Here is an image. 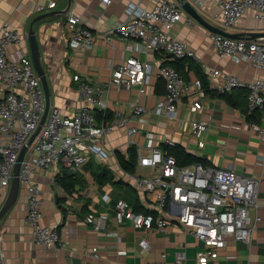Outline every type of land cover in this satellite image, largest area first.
Returning a JSON list of instances; mask_svg holds the SVG:
<instances>
[{"label":"built area","instance_id":"obj_1","mask_svg":"<svg viewBox=\"0 0 264 264\" xmlns=\"http://www.w3.org/2000/svg\"><path fill=\"white\" fill-rule=\"evenodd\" d=\"M109 3L110 0H102ZM219 5V20L227 27L234 26L248 10L259 30L264 31V0H214ZM151 8L138 6L129 1L125 12L127 19L113 26L111 32L125 39L137 40L145 52L168 54L173 60L196 58L189 44L169 35V29L185 17L178 0H152ZM199 3V1H198ZM200 4V3H199ZM34 12L46 13L56 7L55 0L46 5L33 2ZM83 18L70 14L65 21L68 40L75 51L88 50L95 46L92 30L83 26ZM22 32L17 28L3 26L0 30V193L7 195L13 178V169L21 149L35 133L45 111V94L35 70L28 47L22 48ZM213 49L220 57H227L235 63L251 64L255 70L264 72V37L247 39L231 38L219 33L209 34ZM15 47L14 52L10 49ZM206 67L205 65H203ZM156 74L164 81L165 91L159 95L152 107L140 100L131 103L129 114L115 111L107 118V100L99 86L90 84L76 74L81 105L72 116L62 115L59 108L49 106L48 113L32 143L27 146L20 165L19 180L28 192L25 222L32 228L33 241L51 250H59L79 238L76 227L66 222L56 225L40 223V188L32 181L37 168L47 169L62 165L71 174L82 172L91 156L103 160L108 156L104 147L106 139L112 151L117 148L108 140L110 133L123 130L132 137L138 128L129 122L145 114L165 116L176 120L178 105L184 97H190L189 110L201 113L205 108L203 100L206 91L200 79L186 82L170 65H153L129 56L116 64L106 86L136 89L139 97L148 92L151 76ZM210 76H222L224 84L217 86L223 93L237 87H247L250 111L264 107V77H255L249 82L236 75L222 73L216 68L208 70ZM96 110L101 118L96 117ZM207 120L194 119L189 133L203 147L200 140L208 132ZM251 129L264 139V127L252 123ZM132 141H127V145ZM167 144L173 145L171 141ZM137 165L151 169L147 175L129 173L120 167L123 180L136 189L151 195V208L136 211L125 199H118L113 206L114 218L119 226L107 230L108 215L88 213L84 219L94 231H104L117 248L120 241L119 228L130 225L136 230L163 231L171 222L183 225L202 246L194 264H212L219 253L231 242L250 244L253 231L261 220L257 213L258 183L260 178L238 172L232 163L224 167H211L201 163L178 164L161 147H152L145 154H137ZM253 212V213H252ZM66 229V231H63ZM144 248L151 244L144 241ZM99 246L87 251L90 258H97ZM165 257V254H162ZM177 264H187L185 254L177 253ZM224 264H236L230 260Z\"/></svg>","mask_w":264,"mask_h":264},{"label":"crops","instance_id":"obj_2","mask_svg":"<svg viewBox=\"0 0 264 264\" xmlns=\"http://www.w3.org/2000/svg\"><path fill=\"white\" fill-rule=\"evenodd\" d=\"M55 1L56 7L49 12L57 14L45 17L32 26L50 90V105L59 108L62 115L74 114L82 103L78 82L73 79L78 74L81 79L101 88L102 96L107 100V113L111 116L115 111L128 115L130 104L138 100L152 107L161 95L158 92L163 94L165 91L162 86L164 81L156 74L151 76V85L142 97L134 88L126 90L106 86L114 66L129 56L152 64L153 73H156L158 65H170L186 82L200 79L207 83L209 91L203 100L205 109L201 113L190 112V97H184L178 105L176 120L145 114L129 122L130 126L138 128L134 136L129 137L124 135L123 130H115L109 134L108 140L117 148L116 151L125 156L130 146L137 153L145 154L152 147H160L171 141L188 153L201 157L206 166L224 167L232 163L238 172L260 178L257 213L261 220L252 233L250 244H227L212 264H224L228 260L236 264H264V139L251 129L252 123L264 127V107L250 111L247 87L219 93L216 87L224 84V78L210 76L208 70L216 68L222 73L236 75L245 82L264 77V72L255 70L251 64L235 63L227 57H220L213 49L209 28L193 18L191 23H187L183 17L168 32L170 36L186 41L196 58L173 60L164 52H145L137 40L125 39L111 32L115 24L127 19L125 8L129 1L137 2L143 8H151L152 0H110L109 3L102 0ZM187 1L206 22L224 31L243 38H247L250 32H264L258 29L252 10H248L234 26L227 27L218 18L219 5L214 0ZM33 2L47 4V0H0V30L3 26H9L22 32V48L28 47L26 35L31 22L44 14L33 11ZM182 11L185 17L189 16L183 8ZM72 13L81 16L83 26L92 30L96 42L91 49L75 51L71 47L65 21ZM260 37L264 35L256 38ZM15 49L12 47L10 52ZM194 119L210 123L208 132L200 139L203 147H199L189 133L190 122ZM105 141L108 156L103 160L91 156L82 172L76 174L78 183L74 191H66L56 181L64 173L71 175L62 165L37 168L32 176V181L40 188V223L61 225L68 222L76 227L79 238L56 251L34 243L32 228L25 222L28 192L26 185L21 183L13 207L0 222V264H177V253H184L187 264H194L202 244L177 222H171L163 231L121 226L118 229L121 239L117 248L109 245L113 241L104 231L96 232L85 223L88 213L105 212L108 215L106 229L116 230L119 226L114 218L113 206L118 199H125L138 211L151 208V195L123 180L116 151H112L107 139ZM127 141L132 143L127 145ZM96 165L110 170L114 181L97 185L92 177ZM120 181L124 184H120ZM5 198V193L1 192L0 207ZM145 240L151 244L150 250L144 248ZM95 245L99 246L98 256L90 258L86 253Z\"/></svg>","mask_w":264,"mask_h":264},{"label":"water","instance_id":"obj_3","mask_svg":"<svg viewBox=\"0 0 264 264\" xmlns=\"http://www.w3.org/2000/svg\"><path fill=\"white\" fill-rule=\"evenodd\" d=\"M180 3H181V7L185 10V12L191 18L199 21L201 24L208 27L211 32L219 33V34H222L224 36L231 37V38H241V36H239V34L229 33V32L224 31L218 27L212 26L211 24L206 22L200 16L197 9L189 1L185 0V1H182ZM55 14H57V12H47V13L41 14L38 17H36L31 22L29 30H28L27 35H26V39L28 41V47H29V50L31 53V57L33 60L35 70H36V72L40 78L41 84L43 86V90H44V94H45V111H44V114H43V117L41 120V124L39 125V127L37 128L35 133L32 135L30 140L28 141V144L26 146H24L18 154L16 163H15V166L13 169V178H12V181L10 183L8 193L6 195L4 203L0 207V222L4 218L6 213L13 207V205H14L17 197H18L20 185H21L20 180H19V170H20L21 162L24 158V154H25V151L27 150V146H29L32 143L35 136L39 132L41 125L46 118V115L48 113V109L50 106V90H49V86H48V82H47L46 73H45V71L42 67V64H41V52H40V48H39V44H38V40H37V35H36V32L33 30L32 26L35 22H37V21H39L45 17H49V16H52ZM262 35H264V32H250V33H248L247 39H255L256 37H259Z\"/></svg>","mask_w":264,"mask_h":264},{"label":"trees","instance_id":"obj_4","mask_svg":"<svg viewBox=\"0 0 264 264\" xmlns=\"http://www.w3.org/2000/svg\"><path fill=\"white\" fill-rule=\"evenodd\" d=\"M203 86L205 88V91L208 93L209 89L207 88V83H205L204 81H202ZM162 86H164V84H162ZM159 94H162V92H158ZM96 117L98 119L101 118V112L98 111V113L96 112ZM107 118H110L111 115L107 113L106 115ZM160 147L168 154L173 156L178 164L181 165H191L194 163H201L203 165H205L204 160L201 157H198L196 155L190 154L188 153L183 147L177 145V144H173V145H169L167 143H163L160 145ZM137 151L133 146H130L127 149V155L125 156L124 154L116 151L115 155H116V159L118 160L120 167L129 172V173H134L136 165H137ZM92 177L95 181V183L97 185H104L106 183H111L114 181V176L111 173L110 170L104 168L101 165H96L95 170L92 172ZM57 183L64 188L66 191H74L75 190V185L78 183V179L77 176L75 175H70L67 173H64V175L62 176H58L57 177ZM120 184H124L123 181L119 182ZM134 210H138L137 207L133 206ZM146 211V210H144Z\"/></svg>","mask_w":264,"mask_h":264},{"label":"rangeland","instance_id":"obj_5","mask_svg":"<svg viewBox=\"0 0 264 264\" xmlns=\"http://www.w3.org/2000/svg\"><path fill=\"white\" fill-rule=\"evenodd\" d=\"M151 172V170H149V168H143L141 166H136L135 168V173L136 174H142V175H147Z\"/></svg>","mask_w":264,"mask_h":264}]
</instances>
